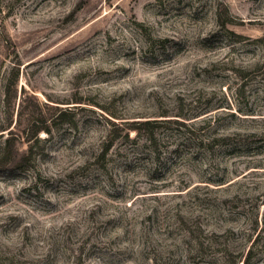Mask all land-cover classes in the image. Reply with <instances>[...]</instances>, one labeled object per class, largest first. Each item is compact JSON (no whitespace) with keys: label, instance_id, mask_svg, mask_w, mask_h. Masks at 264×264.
<instances>
[{"label":"rangeland","instance_id":"1","mask_svg":"<svg viewBox=\"0 0 264 264\" xmlns=\"http://www.w3.org/2000/svg\"><path fill=\"white\" fill-rule=\"evenodd\" d=\"M61 108L0 172V264H264V0H0V128Z\"/></svg>","mask_w":264,"mask_h":264},{"label":"trees","instance_id":"2","mask_svg":"<svg viewBox=\"0 0 264 264\" xmlns=\"http://www.w3.org/2000/svg\"><path fill=\"white\" fill-rule=\"evenodd\" d=\"M18 73H11V76L9 78V82L5 88L4 95L9 96L10 93H12V89L10 90L9 87L12 86L13 82L16 80ZM11 88V87H10ZM74 108V107H73ZM57 110L56 114L49 115L48 118L44 121H41L42 125H37V121L31 120L27 123L25 128H23L22 133L24 134L23 139H20L19 135L12 130H8L7 126L6 128L1 127L0 132L7 131L6 133L0 134V140L4 137V134L7 136L4 138V142L0 144V172L7 170L10 173L13 171L20 172L29 168L33 167L34 159L36 156V153H33V146L35 143H39L41 140L37 137V135L41 132H44L46 134L51 133V127L56 123L57 120H66V117H70L71 111L69 109H55ZM112 117L113 115L110 114ZM114 118V117H113ZM107 124H111L113 128H118L120 132L124 133V139L126 141H130L129 139V131L134 130L135 135L132 139V141H135L139 136H141V132H147L148 131V125H150L149 121H144L139 123L137 126H130L129 122H121L119 124L109 121L108 119L104 118ZM155 122V121H152ZM174 123L179 126H184V123H181L177 120H174ZM130 128H127L129 127ZM152 134V133H151ZM148 142H152L153 138L150 135H145ZM17 138V139H16ZM14 140L18 141L19 143L24 141L28 143L26 149L23 151L18 149H12V142ZM21 140V141H19ZM110 139L105 140L102 143L101 151L99 153V157H103L104 154L107 152V150L110 148ZM217 141V140H216ZM214 141V142H216ZM19 153V154H18ZM247 257H245L242 264H246Z\"/></svg>","mask_w":264,"mask_h":264}]
</instances>
